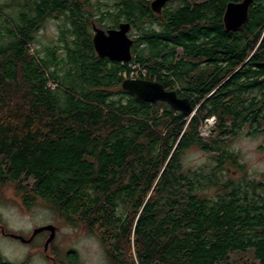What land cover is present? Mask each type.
I'll use <instances>...</instances> for the list:
<instances>
[{
	"label": "trees",
	"instance_id": "1",
	"mask_svg": "<svg viewBox=\"0 0 264 264\" xmlns=\"http://www.w3.org/2000/svg\"><path fill=\"white\" fill-rule=\"evenodd\" d=\"M113 1L100 16L87 0H12L17 15L0 14V188L96 234L110 264H264V182L222 178L226 163L244 173L223 137L247 126L264 153V0L234 32L223 12L241 0H169L161 13L151 0ZM55 15L68 21L64 47L33 49ZM103 19L138 31L129 63L96 54L91 25ZM132 64L147 69L140 78L178 85L195 113L137 101L121 86ZM192 147L215 152L216 166L184 168ZM234 252L253 258L231 262ZM0 264L29 259L0 254Z\"/></svg>",
	"mask_w": 264,
	"mask_h": 264
},
{
	"label": "rangeland",
	"instance_id": "2",
	"mask_svg": "<svg viewBox=\"0 0 264 264\" xmlns=\"http://www.w3.org/2000/svg\"><path fill=\"white\" fill-rule=\"evenodd\" d=\"M12 0H0V14L17 15L20 8L9 6ZM90 4L89 12L94 16H100V12L107 10L113 11L117 6L113 0H87ZM190 4L202 3L204 0H186ZM182 2H174L173 5H179ZM4 9V11H2ZM100 9V10H99ZM20 11V10H19ZM104 23L112 25L113 20L103 19ZM98 27L101 23L94 22ZM67 26L68 21L65 16H52L40 24L34 32L35 42L32 45L41 52L48 47L56 44L64 47V43L59 41L61 35L60 26ZM4 34L3 29H1ZM137 30L133 29L131 36L135 38ZM93 34V33H92ZM32 49V50H33ZM63 49L61 55L63 54ZM182 50L178 49L180 55ZM134 66L136 68H134ZM132 78H140L142 75H148L144 67L131 65ZM176 89L179 86L174 85ZM180 89V88H179ZM202 125L201 131L204 136L210 134L211 128L214 127V120ZM205 120L204 122H206ZM225 145L232 152L239 155L240 164L243 166V172L234 166L226 163V172H222V178L225 180L241 179L245 174L246 181L254 180L255 182H264V153L260 151L263 141L261 135H249L248 127L244 126L237 134L223 137ZM211 154L205 153L197 147L189 148L182 159L183 167L192 170L211 171L215 162ZM218 155V153H216ZM208 191L214 193L212 189ZM54 225L57 230L53 240L49 243L47 250L44 245L50 236L49 231H42L35 235L30 242H22L19 239L10 237L8 234L19 235L24 238H30L34 230L40 226ZM4 233H2V229ZM76 253L77 259L72 260L70 255ZM0 254L5 260L13 263H20L29 259V264H110L107 258L106 249L98 236L84 230L81 225L71 224L60 218L51 206L43 200H36L31 206H24L13 188H0ZM231 254V253H230ZM251 260V253L234 252L230 255L231 262H244L246 259Z\"/></svg>",
	"mask_w": 264,
	"mask_h": 264
},
{
	"label": "water",
	"instance_id": "3",
	"mask_svg": "<svg viewBox=\"0 0 264 264\" xmlns=\"http://www.w3.org/2000/svg\"><path fill=\"white\" fill-rule=\"evenodd\" d=\"M169 0H151L150 7L153 12L161 13ZM253 0H241L239 2H229L226 5L223 15V23L227 32L239 30L248 20L249 9ZM131 29L129 22H122L116 29L107 31L94 25L93 45L96 53L100 57H107L112 61L125 63L132 60L131 46L133 39L128 36ZM122 88L133 94L137 101L143 102H165L173 110L182 112L185 116H192L196 109L188 97H180L175 89L166 88L162 83L144 78H126ZM213 129V128H212ZM2 233L6 234L1 229ZM57 228L54 225H44L36 228L30 238L19 235L8 234L10 237L19 239L22 242H30L35 235L42 231H49L50 236L45 242L44 248L47 250L49 243L53 240Z\"/></svg>",
	"mask_w": 264,
	"mask_h": 264
},
{
	"label": "flooded vegetation",
	"instance_id": "4",
	"mask_svg": "<svg viewBox=\"0 0 264 264\" xmlns=\"http://www.w3.org/2000/svg\"><path fill=\"white\" fill-rule=\"evenodd\" d=\"M122 22H127V21H122ZM121 21L118 23V24H114V22H113V24L112 25H109V24H106V23H104V22H102L101 23V27H99V28H101V29H103V30H105V31H107V30H109V29H116V28H118L119 27V24L120 23H122ZM94 25L96 26V27H98L95 23H93L92 25H91V32L93 33L92 34V38H93V35H94ZM132 26H131V29H130V31L128 32V36L130 37V38H132L133 39V41H134V38L131 36V34H132ZM134 43V42H133ZM132 46H133V44H132ZM132 46H131V50H132ZM95 49V48H94ZM96 52V51H95ZM97 54V53H96ZM98 55V54H97ZM99 56V55H98ZM100 57V56H99ZM100 58H103V59H109V58H107V57H100ZM110 60V59H109Z\"/></svg>",
	"mask_w": 264,
	"mask_h": 264
},
{
	"label": "built area",
	"instance_id": "5",
	"mask_svg": "<svg viewBox=\"0 0 264 264\" xmlns=\"http://www.w3.org/2000/svg\"><path fill=\"white\" fill-rule=\"evenodd\" d=\"M134 68H136V67L134 66ZM213 120H214V118L212 117V118H211V121H213ZM209 121H210V120L207 119V121H206L205 123H209ZM214 122H215V121H214ZM213 124H214V123H213ZM211 129H212V128H211ZM200 131H201V128H200ZM211 131H212V130H210V132H211ZM201 134H202V131H201ZM202 135H203V134H202Z\"/></svg>",
	"mask_w": 264,
	"mask_h": 264
},
{
	"label": "bare ground",
	"instance_id": "6",
	"mask_svg": "<svg viewBox=\"0 0 264 264\" xmlns=\"http://www.w3.org/2000/svg\"><path fill=\"white\" fill-rule=\"evenodd\" d=\"M129 63V62H128ZM170 89V88H169Z\"/></svg>",
	"mask_w": 264,
	"mask_h": 264
},
{
	"label": "clouds",
	"instance_id": "7",
	"mask_svg": "<svg viewBox=\"0 0 264 264\" xmlns=\"http://www.w3.org/2000/svg\"><path fill=\"white\" fill-rule=\"evenodd\" d=\"M130 78H132V77H130Z\"/></svg>",
	"mask_w": 264,
	"mask_h": 264
}]
</instances>
